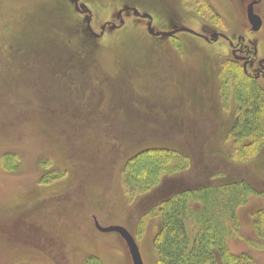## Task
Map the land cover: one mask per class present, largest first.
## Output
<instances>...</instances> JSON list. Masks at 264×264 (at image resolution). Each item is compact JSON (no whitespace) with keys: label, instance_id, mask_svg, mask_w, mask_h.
<instances>
[{"label":"rangeland","instance_id":"374dc122","mask_svg":"<svg viewBox=\"0 0 264 264\" xmlns=\"http://www.w3.org/2000/svg\"><path fill=\"white\" fill-rule=\"evenodd\" d=\"M79 1L98 35L124 7L150 15L156 32L249 26L225 0ZM87 17L72 0H0V264H133L123 238L95 220L126 228L144 264H160L148 211L178 187L238 182L256 192L229 246L264 264L252 224L264 210V139L248 149L252 140L233 137L240 110L227 92L240 70L225 43L155 38L133 13L96 39ZM258 36L264 51V26ZM146 149L187 157L191 170L131 195L123 169Z\"/></svg>","mask_w":264,"mask_h":264},{"label":"trees","instance_id":"16d2710c","mask_svg":"<svg viewBox=\"0 0 264 264\" xmlns=\"http://www.w3.org/2000/svg\"><path fill=\"white\" fill-rule=\"evenodd\" d=\"M234 80L237 86L227 93L240 111L232 133L239 143L252 140L250 149L264 139V91L238 73ZM223 89L228 91L224 77ZM14 160V156H6V166L15 165ZM125 164V185L131 195L155 194L170 178L191 170L187 157L159 149L142 150ZM255 192L246 182H238L183 186L164 195L146 215L158 219L155 240L160 264H255L251 254H235L229 246L239 234L237 210L245 208ZM197 205L201 208L194 207ZM253 216L255 231L264 241V210ZM91 260L100 264L98 259Z\"/></svg>","mask_w":264,"mask_h":264},{"label":"flooded vegetation","instance_id":"af4514ba","mask_svg":"<svg viewBox=\"0 0 264 264\" xmlns=\"http://www.w3.org/2000/svg\"><path fill=\"white\" fill-rule=\"evenodd\" d=\"M225 1L224 2L230 5L231 9H233V15L241 14L243 17L247 18L249 26L247 25V29H245L243 32L239 33V31H234V32L231 31L230 33L229 30L221 31L209 25L204 26L203 28H201L200 32H197L193 29L182 27L179 25L175 26L173 24L174 25L173 28L175 27L173 31H178L180 29H188L190 30V32H177L170 38H174L179 34H187L197 39L203 40L205 43L211 46L224 42L228 46L229 50L226 51L225 44H223L222 48L225 52H227V57L229 58L230 61L229 63L235 68V70L237 71L240 70L238 74H240V76L243 77L247 82L257 86L259 90L264 91V51L261 47L262 43L259 40L260 37L258 36L260 32H263L264 0H225ZM81 4L82 3L79 1L78 7L74 5L75 9L79 14L91 17L90 34L96 39H101L107 32V29H111V31H114L123 28L126 22L124 20L125 15L129 13L134 14V12L131 10L132 8L124 7L125 9H122L121 11L118 12V14L115 17V20L107 22L103 25L101 29V33L98 35L92 29V22H93L92 12L89 10L87 6ZM239 5L242 6V11L241 9L236 8V6ZM82 6L88 9L90 13H84L83 10L81 9ZM249 9H252L253 13L261 20L262 26L258 31L253 30V26L249 22L248 19ZM141 15H145V14H141ZM136 17L148 21V32H149V20L144 19L141 16H136ZM152 26H153V20H152ZM154 32L156 31L154 30ZM155 38H159V37H155Z\"/></svg>","mask_w":264,"mask_h":264},{"label":"water","instance_id":"95a60500","mask_svg":"<svg viewBox=\"0 0 264 264\" xmlns=\"http://www.w3.org/2000/svg\"><path fill=\"white\" fill-rule=\"evenodd\" d=\"M78 2L79 0H72V3L78 7ZM81 9L83 10L84 13H90V11L88 9H86L84 6L81 7ZM134 14L136 16H141L144 19H148L149 20V33L154 36V37H162V38H170L172 37L174 34H176L177 32H190V30L188 29H180L178 31H173V32H154L153 28H152V17L150 15H141L139 13V11L137 9H131ZM248 19L250 24L253 26V30L258 31L260 30L262 23L259 17H257L252 9L248 10ZM86 22L88 24V30H91L90 27V23H91V17H87ZM95 225L96 228L99 232L104 233V234H108V233H117L119 234L123 240L125 241L128 249H129V253L132 259L133 264H144L139 246L135 240V238L133 237V235L124 227L121 226H111V227H102L99 225V223L97 222V220L95 221Z\"/></svg>","mask_w":264,"mask_h":264}]
</instances>
